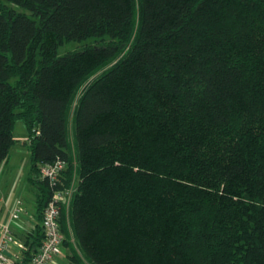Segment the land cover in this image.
<instances>
[{
    "label": "trees",
    "instance_id": "obj_1",
    "mask_svg": "<svg viewBox=\"0 0 264 264\" xmlns=\"http://www.w3.org/2000/svg\"><path fill=\"white\" fill-rule=\"evenodd\" d=\"M138 4L0 0V164L22 120L37 190L22 263L73 186L92 264H264V0ZM57 159L52 187L39 174Z\"/></svg>",
    "mask_w": 264,
    "mask_h": 264
},
{
    "label": "built area",
    "instance_id": "obj_2",
    "mask_svg": "<svg viewBox=\"0 0 264 264\" xmlns=\"http://www.w3.org/2000/svg\"><path fill=\"white\" fill-rule=\"evenodd\" d=\"M65 167L66 162L57 159L41 168L39 179L46 180L52 187L58 186L62 181ZM73 192V186L65 190L54 191L43 212V241L37 252L24 264H54L55 257L60 252L65 240L60 222L61 213L64 208L66 210L69 208ZM16 244L10 226L0 222V264H23L20 255L12 254V248ZM18 246L20 252L26 250L24 244H18Z\"/></svg>",
    "mask_w": 264,
    "mask_h": 264
},
{
    "label": "crops",
    "instance_id": "obj_3",
    "mask_svg": "<svg viewBox=\"0 0 264 264\" xmlns=\"http://www.w3.org/2000/svg\"><path fill=\"white\" fill-rule=\"evenodd\" d=\"M15 139V137H14ZM17 140L15 139V143L11 147L9 151V155L5 160L2 161L0 164V222L3 224H7L10 226L13 235L15 236L17 244L14 245L12 248V254L20 255L21 261H23V252H20L18 244H24L27 248V242L31 241L33 238L34 233L36 232V228L38 225L39 215L37 212V190L35 189L32 191L33 193L30 194L29 199H23L26 205H22L20 202L19 193L22 191V179L24 178L25 171L24 169L18 165V161H16V155L23 154L29 152L30 158L31 153L29 151L28 146L26 145L25 141L23 140V145L27 147V149L16 147L15 150L12 152V148L17 145ZM32 165V159H31ZM31 165L28 173V182H29V175L31 171ZM30 184V183H29ZM31 185V184H30ZM32 186V185H31ZM15 199L18 198L17 204L13 206ZM25 198V197H24ZM21 204V205H20ZM22 206H24L22 210V215L15 219L16 214L15 210H19ZM70 249L63 245L61 247L60 252L55 257L54 264H62L63 263V249ZM71 253L67 255V258L71 260ZM75 264V263H74Z\"/></svg>",
    "mask_w": 264,
    "mask_h": 264
},
{
    "label": "rangeland",
    "instance_id": "obj_4",
    "mask_svg": "<svg viewBox=\"0 0 264 264\" xmlns=\"http://www.w3.org/2000/svg\"><path fill=\"white\" fill-rule=\"evenodd\" d=\"M138 5L139 4H138V0H137V8H138ZM96 42L97 41L92 39V38H89V39H86V40H83V41L64 42V43H62L59 46V49H58L59 50V55L62 56V55L66 54L69 51H74V50L80 49L82 47H85L87 45L94 44ZM75 103H74V106H75ZM71 130H72V125L70 124V131ZM71 136H72V134H71ZM14 137H15V139L18 142H17V145L12 148V152H13V150L16 149V147H20L21 149L22 148L27 149V147L25 145H23V140L25 141L27 139L28 133H27V129H26V127H25V125H24L22 120H18V121L15 122ZM71 141H73L72 138H71ZM73 154L75 155L74 152H73ZM16 159H17L16 161H18L19 167L21 166L24 169V171H25L24 178L22 179V187H21L22 191L19 193V197H20V202H22V205H26L24 200L25 199H29L30 194H32L33 193L32 191L35 190V188L29 184L28 179H27L28 178L29 169H30V165H31V158H30L29 152L25 151V153H23V154L16 155ZM18 198L15 199V197H14L13 206H15L17 204V201L19 200ZM23 208H24V206H22L18 211L15 210V212H16V216H15L16 218L15 219H18V217L20 215H22ZM68 210H69V208L66 211V223H67V227H68V229H67L68 230V234L65 236L66 239H68V241H66L67 245L65 244V242L63 243V245H66L70 249V251L67 248L63 249L62 255H63V260L64 261H63L62 264H74L67 258V255L69 253H71V255H72V253H75V252L78 255V257L81 258L86 264H92V263H90L88 261L87 258H85L84 254L79 249V246H78V243L76 241L74 232H73V230L71 228V225H70V219H69V214H68L69 211ZM65 237H64V239H65Z\"/></svg>",
    "mask_w": 264,
    "mask_h": 264
}]
</instances>
